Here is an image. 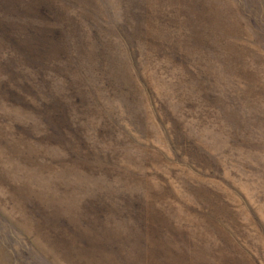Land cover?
Masks as SVG:
<instances>
[{
  "label": "rangeland",
  "instance_id": "rangeland-1",
  "mask_svg": "<svg viewBox=\"0 0 264 264\" xmlns=\"http://www.w3.org/2000/svg\"><path fill=\"white\" fill-rule=\"evenodd\" d=\"M0 264H264V0H0Z\"/></svg>",
  "mask_w": 264,
  "mask_h": 264
}]
</instances>
